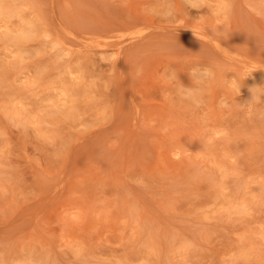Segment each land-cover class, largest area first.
<instances>
[{"label":"rangeland","instance_id":"obj_1","mask_svg":"<svg viewBox=\"0 0 264 264\" xmlns=\"http://www.w3.org/2000/svg\"><path fill=\"white\" fill-rule=\"evenodd\" d=\"M165 3L0 0V264H264V0Z\"/></svg>","mask_w":264,"mask_h":264},{"label":"clouds","instance_id":"obj_2","mask_svg":"<svg viewBox=\"0 0 264 264\" xmlns=\"http://www.w3.org/2000/svg\"><path fill=\"white\" fill-rule=\"evenodd\" d=\"M185 5L190 7L193 3V0H184ZM222 8L227 9L228 5L222 4ZM161 18H168L175 14V4L174 0H166V3L163 4L156 13ZM142 74L141 70L137 71V77ZM165 79H167L174 87L176 96L181 100H187L188 102L199 107L203 104L204 97V88L205 85L215 77V72L213 69L208 67H194L190 70V75L195 84V87L188 88L184 87L181 83L177 84L178 81L177 73L175 70L168 68L163 73ZM252 93V99L245 106L252 105L254 102L258 101L261 98H264V86H256L250 89ZM225 105L221 103V107Z\"/></svg>","mask_w":264,"mask_h":264}]
</instances>
